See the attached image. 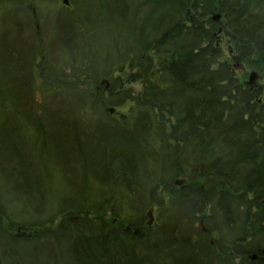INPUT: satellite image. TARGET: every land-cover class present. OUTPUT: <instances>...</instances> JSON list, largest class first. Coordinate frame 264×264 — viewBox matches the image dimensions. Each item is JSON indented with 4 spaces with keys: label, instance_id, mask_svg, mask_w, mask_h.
I'll return each instance as SVG.
<instances>
[{
    "label": "trees",
    "instance_id": "16d2710c",
    "mask_svg": "<svg viewBox=\"0 0 264 264\" xmlns=\"http://www.w3.org/2000/svg\"><path fill=\"white\" fill-rule=\"evenodd\" d=\"M7 1L19 18L0 32V153L13 157L16 201L36 218L16 222L0 202V264H264L250 258L264 247V103L216 62L211 16L227 6L235 58L258 67L264 0L249 26L248 0H154L158 16L134 18L131 43L104 60L76 29L75 50L53 47L24 0ZM60 53L37 84V59ZM111 58L135 68L126 80L139 91L119 89L118 76L107 95L106 83L88 85L110 78Z\"/></svg>",
    "mask_w": 264,
    "mask_h": 264
},
{
    "label": "rangeland",
    "instance_id": "374dc122",
    "mask_svg": "<svg viewBox=\"0 0 264 264\" xmlns=\"http://www.w3.org/2000/svg\"><path fill=\"white\" fill-rule=\"evenodd\" d=\"M140 1L141 0H24L23 5L28 8L26 13H30V16L33 15L37 18L38 22L36 24L39 26L40 31L49 34L50 43L53 47L66 48L67 51H65V53L69 50H75L76 44L78 45L80 41L79 43L75 41L74 45L73 41L75 39H73L68 29H76V37L83 38L86 45L85 50L88 55L96 60H104L110 56H114L116 53V46L124 45L127 41L129 44L131 43L132 34L130 30L134 23V18L139 15H143V18H149L150 13L153 14L154 17H157L160 13L159 10H161V8H156V3L152 2L154 0H150L149 5L145 4L142 7L139 4ZM243 3L244 0H241V4ZM248 4L250 10H252V8L254 9L252 10L253 15L249 18V26L257 22L263 12L259 7L253 6L254 0H251L250 3L248 0ZM16 5L18 4H13L9 1L0 2V32L9 22L19 18V13L15 8ZM224 9L215 11L211 15L218 23L215 43L219 48V57L216 62L228 64L240 81L244 82L250 89L258 92L256 96L258 103H264V55L261 62L258 61V67L253 64L251 65V63L239 62V60L235 58L239 51L229 35L232 29L227 25V6H225ZM260 25L264 24L261 23ZM78 38L76 39L78 40ZM135 51L138 52V48H136ZM59 55H61L59 56L60 58L49 56L43 58L39 57L37 59L38 63L41 61L40 66L35 70L37 84H40L42 79V71L39 69L42 68V70L47 73L50 62L62 59L63 53ZM128 55H131L130 51ZM1 59L2 55L0 54V60ZM110 60L111 68L109 69L112 70L108 75L110 78H100L99 83L91 81L88 85L93 89H99L100 84L106 83L105 86L103 85V93L107 95L108 92L106 89L110 85L112 78L118 76L121 81V87L119 89L131 87L134 91H139L142 88L140 81L128 82L126 80L128 75L135 71L134 67L131 68L128 62L124 63V65L122 61H113L112 58ZM108 66H110V64L106 66L101 64V69L104 67L108 68ZM1 79H3V71L0 68V80ZM126 107H128V104H125L123 107H118L117 110H115L113 106L109 105L108 109L113 108V111H110V113L115 112L116 115H120L126 111ZM2 123L3 121L0 118V124ZM4 130L5 128L0 132V136L4 134ZM41 150L43 151L42 155L40 152L37 154L45 162V166L50 174L49 181H51L57 189H61V178L59 175L55 174L52 160L47 158L50 151H46L44 148H41ZM13 168L15 169L13 157L0 153V202L5 208V211L8 212L11 218L16 222H22L27 219L33 220L36 218V214L32 213L31 210H24L26 207L22 204V201H16L15 196L18 195L15 192V188L17 187L15 185V172ZM175 183L180 185L183 183V180L179 177ZM157 208L158 206L156 204L152 205L151 210L153 215L156 214ZM124 209L125 210L121 212L123 218L128 215V207ZM209 211L208 209L206 212L210 213ZM47 212L46 209L43 213H39L38 215L42 217ZM135 232L136 234L141 233V231L138 230ZM213 235H216V233H213ZM212 237V240H214L215 236ZM262 250H264V247ZM253 253H256L258 257L252 258L251 255ZM260 257L264 259V253L262 251L261 255L256 251L250 254V258L252 259Z\"/></svg>",
    "mask_w": 264,
    "mask_h": 264
},
{
    "label": "water",
    "instance_id": "95a60500",
    "mask_svg": "<svg viewBox=\"0 0 264 264\" xmlns=\"http://www.w3.org/2000/svg\"><path fill=\"white\" fill-rule=\"evenodd\" d=\"M109 110L110 111H113V108H109ZM177 182V181H176ZM138 229L137 228H135V231H137ZM262 252L264 253V250H262ZM251 257L252 258H255V257H258V255L256 254V253H253L252 255H251Z\"/></svg>",
    "mask_w": 264,
    "mask_h": 264
}]
</instances>
